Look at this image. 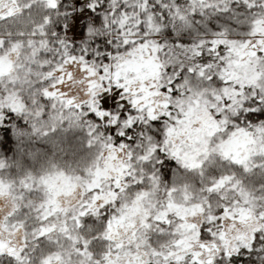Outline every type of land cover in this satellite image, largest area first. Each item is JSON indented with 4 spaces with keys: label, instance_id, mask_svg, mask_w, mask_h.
<instances>
[{
    "label": "snow or ice",
    "instance_id": "snow-or-ice-1",
    "mask_svg": "<svg viewBox=\"0 0 264 264\" xmlns=\"http://www.w3.org/2000/svg\"><path fill=\"white\" fill-rule=\"evenodd\" d=\"M49 104L91 117L94 194L68 214L71 228L54 222L50 195L38 201L23 245L0 237V264H120L112 226L134 201L147 207L161 182L167 199L144 224L175 237L161 256L168 264H188L174 251L182 206L201 210L199 239L211 242L192 264H251L252 253L264 264V210L250 207L264 193V0H0V111L40 116ZM21 179L30 195L47 184L44 175ZM253 212L251 236L240 235L235 221ZM57 231L67 243L52 238Z\"/></svg>",
    "mask_w": 264,
    "mask_h": 264
},
{
    "label": "clouds",
    "instance_id": "clouds-1",
    "mask_svg": "<svg viewBox=\"0 0 264 264\" xmlns=\"http://www.w3.org/2000/svg\"><path fill=\"white\" fill-rule=\"evenodd\" d=\"M15 59V56H13ZM77 100L82 99L79 92L75 93ZM123 158H127V153L123 154ZM93 162V161H92ZM76 166H53L45 170L41 175L47 177V184H37L35 187L39 188V192L33 191L29 194L28 188H22V179L12 180L8 178H0L3 181V187L0 188V237L10 240L16 246H21L25 243L24 237L28 235L31 237V231L28 225L38 223L36 208L37 202L51 196L52 211L56 213L54 222L57 225H62L65 220H69V227L71 228V217L69 213H78L80 205L85 201H90L94 192L89 189L90 175L87 171L88 167ZM112 175H116L113 170ZM27 178V176H23ZM149 194L145 197L144 203L134 201L136 207L129 208L128 219L124 222L114 223L111 229V240L108 244L118 243L122 245L120 264H129V258L134 264H168L167 260L161 258L163 251L172 246L175 239L173 234L165 230L163 233L158 232V226L154 225L151 229L147 228L144 224L145 218L151 210L155 213V202L160 200L163 202L167 199L165 196L164 183L158 187L148 190ZM136 189L130 191L122 190L119 197L122 201L133 200ZM104 195L111 198V193L104 190ZM260 196L259 201H253L250 207H259L264 210V193H258ZM177 198L180 193L176 194ZM104 203L103 197H98L97 201L92 202L93 214L96 216L97 221H101V215L96 211L99 204ZM47 210V209H46ZM15 215L17 218L12 221L13 226L4 228L3 225L9 216ZM204 215H197L195 220L197 223L205 220ZM258 217L253 215L252 220L249 222H241L240 229H248L255 225ZM73 234H79L83 238V234L79 233L78 228L72 229ZM103 235V232L98 233ZM52 238L58 240L60 243H67L65 235L62 231H57L51 234ZM92 237H89L91 239ZM198 241L193 242V246L198 245ZM108 245L106 244L105 247ZM153 249H160L161 255H157ZM191 249H183L178 252L179 255L184 256L187 251ZM256 253H252L253 260L251 264H259L256 260ZM32 264H39V260L32 261Z\"/></svg>",
    "mask_w": 264,
    "mask_h": 264
},
{
    "label": "trees",
    "instance_id": "trees-1",
    "mask_svg": "<svg viewBox=\"0 0 264 264\" xmlns=\"http://www.w3.org/2000/svg\"><path fill=\"white\" fill-rule=\"evenodd\" d=\"M90 121L91 117L86 114L81 117L72 109H64L61 115L50 104L40 116L31 111H0V178L19 180L29 174L38 176L53 166H88L99 150L97 144H89ZM165 179L171 182V178ZM177 199H182V194ZM178 211L183 217V237H186L189 229L197 230L193 224H201L189 217L202 212L191 206H182ZM249 214L255 215L245 213L242 220L246 221ZM186 260L192 264V259Z\"/></svg>",
    "mask_w": 264,
    "mask_h": 264
},
{
    "label": "flooded vegetation",
    "instance_id": "flooded-vegetation-1",
    "mask_svg": "<svg viewBox=\"0 0 264 264\" xmlns=\"http://www.w3.org/2000/svg\"><path fill=\"white\" fill-rule=\"evenodd\" d=\"M195 219V217H189V219ZM252 220V218H247V220L246 221H243L242 219H240V218H237V220L235 221V225H236V228L239 230V234L240 235H243V236H251V234H252V231H253V229L255 228V225L257 224H255V225H253V226H251V228H250V231L248 230V229H240L239 228V224L241 223V222H249V221H251ZM258 222V221H257ZM229 223H232V221H229ZM195 226L197 227V230L195 229V230H193V231H190V232H188V234L186 235V237H190L189 238V240H191V239H194L193 241H198L199 243H198V245L197 246H199L204 252H205V254H206V252H207V249H205V248H203L202 247V245L203 244H210L211 242H208V241H201L200 239H199V235H198V226L199 225H192V227L193 228H195ZM186 237H183L182 238V241H183V239L184 238H186ZM24 240H25V238H24ZM183 244V242L181 243V245ZM183 246V245H182ZM194 250V248L192 249V250H190V251H187L186 253H185V255L184 256H182V258L183 259H192V252L191 251H193ZM121 256V255H120ZM148 264H152V261H149L148 262Z\"/></svg>",
    "mask_w": 264,
    "mask_h": 264
},
{
    "label": "rangeland",
    "instance_id": "rangeland-1",
    "mask_svg": "<svg viewBox=\"0 0 264 264\" xmlns=\"http://www.w3.org/2000/svg\"><path fill=\"white\" fill-rule=\"evenodd\" d=\"M252 217H253V215L249 214L248 219H249V218H252ZM246 220H247V219H246ZM192 231H193V230H192ZM249 237H250V236H249ZM189 238H190V237H186V238L183 239V241H182V242H183V244H182L183 246L180 245V248H179L180 250H183V249H186V248L192 250V249L194 248V250L191 251L192 254H195V253H197V252L205 253V252H204L199 246H197V245H196V246H193V242H194L193 240H194V239L189 240Z\"/></svg>",
    "mask_w": 264,
    "mask_h": 264
}]
</instances>
